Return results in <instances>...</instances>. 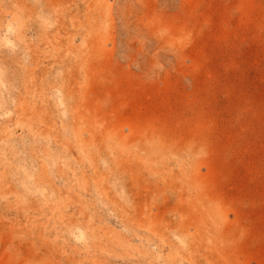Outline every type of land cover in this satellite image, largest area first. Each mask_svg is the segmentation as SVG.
Instances as JSON below:
<instances>
[{
    "label": "rangeland",
    "instance_id": "1",
    "mask_svg": "<svg viewBox=\"0 0 264 264\" xmlns=\"http://www.w3.org/2000/svg\"><path fill=\"white\" fill-rule=\"evenodd\" d=\"M261 167L264 0H0V264H264Z\"/></svg>",
    "mask_w": 264,
    "mask_h": 264
},
{
    "label": "bare ground",
    "instance_id": "2",
    "mask_svg": "<svg viewBox=\"0 0 264 264\" xmlns=\"http://www.w3.org/2000/svg\"><path fill=\"white\" fill-rule=\"evenodd\" d=\"M165 97V96H164ZM136 105V104H135ZM167 105V104H166ZM132 107V106H131ZM180 108V107H179ZM172 112V111H171ZM170 118V117H169ZM173 127V126H172ZM203 129V128H202ZM177 130V129H176ZM179 130V129H178ZM184 130H182V132H183ZM192 131V130H191ZM175 132V131H174ZM200 132H201V130H200ZM181 133V132H180ZM194 133V132H193ZM220 133H221V131H220ZM185 134V133H184ZM201 134V133H200ZM233 134V133H232ZM196 136V135H195ZM202 136V135H201ZM209 137V136H208ZM207 140V139H206ZM205 140V141H206ZM212 141V140H211ZM207 144V143H206ZM207 146V145H206ZM207 149V148H206ZM236 152V151H235ZM206 154V153H205ZM208 157V156H207ZM206 160H208V159H206ZM223 160V159H222ZM241 160V159H240ZM243 160V159H242ZM228 161H229V159H228ZM201 162V161H200ZM241 162V161H240ZM249 162V161H248ZM244 163V162H243ZM240 164V163H239ZM251 164V163H250ZM241 165V164H240ZM242 166V165H241ZM253 167V166H252ZM225 168V167H224ZM255 168V167H254ZM261 168H263V167H261ZM238 169V168H237ZM264 169V168H263ZM229 170V169H228ZM252 170V169H251ZM253 170H255V169H253ZM199 171V170H198ZM217 172V171H216ZM221 172V171H220ZM226 172V171H225ZM235 172V171H234ZM200 173V172H199ZM227 173V172H226ZM236 173V172H235ZM235 173H234V176H235ZM233 174V173H232ZM248 175V174H247ZM231 176V175H230ZM259 176V175H258ZM218 177V176H217ZM233 177V176H232ZM244 177H245V175H244ZM249 177V176H248ZM250 178V177H249ZM261 178V177H260ZM252 179V178H251ZM254 179V178H253ZM258 180V179H257ZM236 181V180H235ZM238 181V180H237ZM255 181V180H254ZM198 182V181H197ZM221 182V181H220ZM232 182V181H231ZM239 182V181H238ZM243 183V182H242ZM258 183V182H257ZM241 184V183H240ZM239 184V185H240ZM221 185V184H220ZM223 186V185H222ZM225 186V185H224ZM216 187V186H215ZM219 187V186H218ZM217 187V188H218ZM241 187V186H240ZM239 187V188H240ZM221 189V188H220ZM241 189V188H240ZM234 190H236V188H234ZM213 191V190H212ZM239 191V190H238ZM245 193V192H244ZM255 194V193H254ZM237 195V194H236ZM239 195H240V193H239ZM242 195V194H241ZM245 195H247V194H245ZM238 197V196H237ZM253 197V196H252ZM251 197V198H252ZM159 198V197H158ZM236 198V197H235ZM262 199V198H261ZM258 200V199H257ZM238 201V200H237ZM186 202V201H185ZM240 202V201H239ZM251 206V205H250ZM254 213V212H253ZM258 213V212H257ZM262 213V212H261ZM252 214V213H251ZM264 216V215H263Z\"/></svg>",
    "mask_w": 264,
    "mask_h": 264
}]
</instances>
